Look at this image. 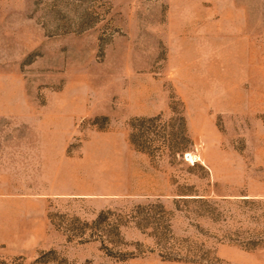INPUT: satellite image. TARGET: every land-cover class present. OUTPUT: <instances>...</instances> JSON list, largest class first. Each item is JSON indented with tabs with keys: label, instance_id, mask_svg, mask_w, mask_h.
I'll use <instances>...</instances> for the list:
<instances>
[{
	"label": "rangeland",
	"instance_id": "1",
	"mask_svg": "<svg viewBox=\"0 0 264 264\" xmlns=\"http://www.w3.org/2000/svg\"><path fill=\"white\" fill-rule=\"evenodd\" d=\"M38 260L264 264V0H0V264Z\"/></svg>",
	"mask_w": 264,
	"mask_h": 264
},
{
	"label": "trees",
	"instance_id": "2",
	"mask_svg": "<svg viewBox=\"0 0 264 264\" xmlns=\"http://www.w3.org/2000/svg\"><path fill=\"white\" fill-rule=\"evenodd\" d=\"M132 143H134L137 147H139L140 149H144L143 147V145H144V142H143V140L141 139V136H134V137H132ZM50 252H52L53 253V251H50ZM50 254V253H49ZM46 261H48V260H45V261H43V262H39V260H38V263L39 264H43V263H46Z\"/></svg>",
	"mask_w": 264,
	"mask_h": 264
}]
</instances>
